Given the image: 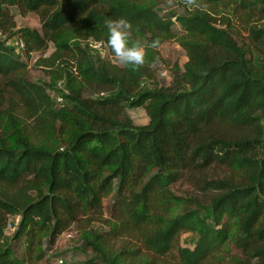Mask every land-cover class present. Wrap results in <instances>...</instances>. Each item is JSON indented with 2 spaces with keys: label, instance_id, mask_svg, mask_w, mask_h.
Here are the masks:
<instances>
[{
  "label": "trees",
  "instance_id": "16d2710c",
  "mask_svg": "<svg viewBox=\"0 0 264 264\" xmlns=\"http://www.w3.org/2000/svg\"><path fill=\"white\" fill-rule=\"evenodd\" d=\"M204 1L231 2L246 38L217 25L214 11L162 15L156 0H0V264H34L73 224L98 220L106 230L81 239L102 264L133 263L142 248L175 252L178 264H264V27L244 22L264 15V0ZM10 7L38 13L40 28L17 26ZM118 18L132 23L133 40L183 47L187 61L168 84L154 82L158 49L146 48L138 71L91 58L87 41L113 55L105 21ZM12 34L20 55L6 44ZM49 43L38 62L48 86L64 83L58 100L22 58ZM128 107H143L147 122L135 124ZM181 181L194 195L171 189ZM182 232L195 235L192 247L179 244Z\"/></svg>",
  "mask_w": 264,
  "mask_h": 264
},
{
  "label": "rangeland",
  "instance_id": "374dc122",
  "mask_svg": "<svg viewBox=\"0 0 264 264\" xmlns=\"http://www.w3.org/2000/svg\"><path fill=\"white\" fill-rule=\"evenodd\" d=\"M157 2V10L160 14H181L188 13L194 10L201 9H193L188 10L181 0H174V6L169 7L168 0H156ZM198 3L201 4L203 10L214 11L215 21L217 25L220 27H225L230 30L233 34L234 38L238 41L239 39L246 38L247 33L244 30V23L240 19H236L235 15L231 13V2L220 3L215 6H211L206 4L204 0H198ZM10 12L14 14V18L17 26H27L33 28H40V18L38 13L28 12L26 14H20L19 10L16 7H10ZM221 17H229V22L227 25L222 24L225 19ZM244 22H247L248 25H255L264 27V15L260 16V11L257 12L255 16L244 15ZM175 31L180 33V27L178 24L175 25ZM3 37L0 35V39ZM240 41V40H239ZM18 39L14 34L10 35L6 40V44L15 49L17 54H21V49L17 45ZM78 42L77 39H73L71 43ZM91 41H87L86 44L88 46V52L92 59L96 57H109L112 62L118 63L113 55H108L107 49L96 50L90 45ZM53 50V44L49 43V47L46 51L41 52H33L31 53L29 58L22 56V58L27 62L28 65V76L32 81L38 82L40 84H45L48 87V91L53 96L54 99L58 100L62 98V93H64V83L56 82L54 86H48L50 84V74L47 67L38 62L39 57L48 56ZM160 52V63L157 67L158 71L156 77L154 79L155 83L159 84H168L170 81L169 75L172 66L175 63H178L180 66H183L187 61V55L183 47L178 43L175 38L168 39L163 41L158 48ZM142 86L146 89H151L155 86V84L149 82L148 80L142 81ZM127 112L132 117L135 124L142 125L147 122L148 117L144 111L143 107H128ZM171 189L176 194H181L185 196L194 195V189L186 182L181 181L173 184ZM197 194V193H196ZM113 199V194L107 196L103 200V212L104 218H109L111 203ZM201 215L206 218L210 222L211 213L208 208L201 209ZM11 221L13 223V230L10 233H13L15 230V226L18 221L17 216H11ZM85 224L83 221L78 224H73L70 228L62 232L56 242L53 245L46 246L47 252L44 258H41L34 264H95L90 262L91 260H95L99 262V257L93 253L91 248L82 241L81 233L87 230H95V231H104L107 228V225L103 222V220L93 221L89 224ZM90 228V229H89ZM132 244H136V240H132ZM195 235L190 232H182L179 235V244L182 246L192 247L194 245ZM118 244V242H115ZM131 244V245H132ZM46 245V243H45ZM16 256H20L21 245L17 244L14 246ZM175 252L171 254H167L164 257H156L149 251H146L142 248L140 255L135 259L133 263L130 264H142V259H147L150 257L152 259L151 262L147 264H178V260L174 255ZM99 264H102L99 262ZM208 264H218L217 262H208Z\"/></svg>",
  "mask_w": 264,
  "mask_h": 264
},
{
  "label": "clouds",
  "instance_id": "9594fccd",
  "mask_svg": "<svg viewBox=\"0 0 264 264\" xmlns=\"http://www.w3.org/2000/svg\"><path fill=\"white\" fill-rule=\"evenodd\" d=\"M188 10L201 9L203 7L198 0H181ZM169 7L174 6V0H168ZM108 29L107 47L114 55L115 60L124 67L139 70L145 66L146 48L158 49L160 40L141 43L133 40V25L125 18L108 19L105 21Z\"/></svg>",
  "mask_w": 264,
  "mask_h": 264
},
{
  "label": "built area",
  "instance_id": "2783aa9c",
  "mask_svg": "<svg viewBox=\"0 0 264 264\" xmlns=\"http://www.w3.org/2000/svg\"><path fill=\"white\" fill-rule=\"evenodd\" d=\"M17 45L20 47V49H22L23 43L20 40H18ZM90 45L96 50H101L104 48L103 43L100 41H91ZM12 228H13V223L8 222L7 229L9 231H12L13 230Z\"/></svg>",
  "mask_w": 264,
  "mask_h": 264
}]
</instances>
